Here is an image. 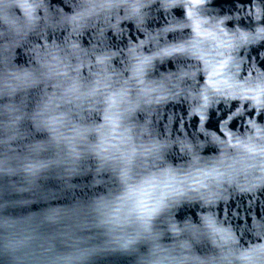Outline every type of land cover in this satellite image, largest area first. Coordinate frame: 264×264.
<instances>
[{
  "label": "clouds",
  "instance_id": "obj_1",
  "mask_svg": "<svg viewBox=\"0 0 264 264\" xmlns=\"http://www.w3.org/2000/svg\"><path fill=\"white\" fill-rule=\"evenodd\" d=\"M156 3L0 0V264H264V212L223 215L224 201L231 212L238 194L254 205L264 192V122L197 137L157 131L158 107L183 97L203 108L223 93L196 87L195 64L157 74L177 49L159 43L170 27L149 30ZM181 4L193 7L159 0L164 11ZM253 7L264 21V0ZM203 26L216 38L193 33L180 54L264 42V23ZM244 85L264 92V72ZM252 106L264 112V99ZM184 208L195 216L181 218Z\"/></svg>",
  "mask_w": 264,
  "mask_h": 264
},
{
  "label": "water",
  "instance_id": "obj_2",
  "mask_svg": "<svg viewBox=\"0 0 264 264\" xmlns=\"http://www.w3.org/2000/svg\"><path fill=\"white\" fill-rule=\"evenodd\" d=\"M188 2L193 5L192 8L181 4L169 11L160 9L159 0L153 5L149 30L155 33L170 27V31L159 37V43L172 45L177 49L175 55L170 56L163 63H157V74L161 69L174 70L176 65L188 68L195 64L192 71L197 75L196 87L210 88L222 92L223 95L203 108L194 109L183 97L169 102L167 105L158 107L153 113L151 117L153 126L162 136L172 138L197 137L203 136L205 132L220 130L225 134L231 131L243 133L252 122H264V112H258L252 106V103H261L264 92L244 85L245 77L252 76L257 71L264 72V42L246 44L235 48L234 51L231 46H228L227 55L223 51H216L221 47L219 42L215 46L210 44L206 50H195L191 55L180 54L178 49L184 46V42L188 41L193 33L203 40L215 39L214 30L203 26L208 22L218 24L226 34L250 31L257 26L258 22L264 23L260 21L258 15L253 17V13H259L260 9L253 7L254 0H188ZM195 8L200 11L195 12ZM191 17L190 28L171 27L173 22L183 24L187 18ZM201 76L202 82L199 80ZM188 83L191 85L192 82ZM198 110H203L205 114L204 131H201ZM229 117L232 118L229 119ZM229 139H231L230 136ZM245 148L253 153L259 150L255 144L245 145ZM171 158L177 163L183 162V156L178 152L172 153ZM251 199L252 197L246 194H238L230 206L231 212L227 207L228 201H224L226 206L223 209V215L242 218L252 211L257 214L264 212V192L259 193V198L254 205L249 204ZM38 207L42 205H33V209ZM196 211V208H184L180 212V217L183 218L189 214L195 216ZM98 264H129V262L119 256H110L100 260Z\"/></svg>",
  "mask_w": 264,
  "mask_h": 264
},
{
  "label": "snow or ice",
  "instance_id": "obj_3",
  "mask_svg": "<svg viewBox=\"0 0 264 264\" xmlns=\"http://www.w3.org/2000/svg\"><path fill=\"white\" fill-rule=\"evenodd\" d=\"M199 111V117H200V122H201V131H204V127H203V122L205 120V114L203 112V110H198ZM232 117H229V119H231Z\"/></svg>",
  "mask_w": 264,
  "mask_h": 264
}]
</instances>
